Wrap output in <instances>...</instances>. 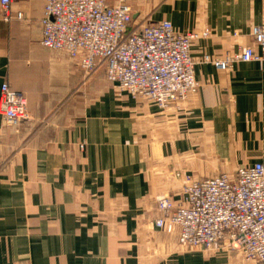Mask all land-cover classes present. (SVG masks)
<instances>
[{
  "label": "crops",
  "instance_id": "obj_1",
  "mask_svg": "<svg viewBox=\"0 0 264 264\" xmlns=\"http://www.w3.org/2000/svg\"><path fill=\"white\" fill-rule=\"evenodd\" d=\"M10 2L22 19L0 16V88L24 96L29 120L0 116V264H256L185 250L154 221L157 197L177 199L173 172L205 180L264 162V66L201 63L251 46L264 0H126L151 24L210 32L190 48L198 93L164 111L103 73L82 84L75 60L41 46L45 0Z\"/></svg>",
  "mask_w": 264,
  "mask_h": 264
},
{
  "label": "built area",
  "instance_id": "obj_2",
  "mask_svg": "<svg viewBox=\"0 0 264 264\" xmlns=\"http://www.w3.org/2000/svg\"><path fill=\"white\" fill-rule=\"evenodd\" d=\"M0 16L5 23L22 19L20 12L12 11L10 0H0ZM41 24V46L75 60L82 84L103 73L118 92L162 111L177 108L199 91L190 48L196 39L208 38L209 30L183 34L168 21L151 24L126 0H45ZM250 37L251 46L220 58L203 56L201 63L225 72L238 63L264 66V25L252 27ZM0 116L12 128L29 120L24 96L5 82L0 88ZM171 178L179 184L177 199L156 198L155 228L177 232L178 245L185 250L225 249L264 264V162L211 179L194 180L179 171Z\"/></svg>",
  "mask_w": 264,
  "mask_h": 264
},
{
  "label": "rangeland",
  "instance_id": "obj_3",
  "mask_svg": "<svg viewBox=\"0 0 264 264\" xmlns=\"http://www.w3.org/2000/svg\"><path fill=\"white\" fill-rule=\"evenodd\" d=\"M111 1H114V0H111ZM129 3V2H128ZM130 6H131V4H130ZM132 10L134 11L135 10V8H132ZM137 13L139 12V11H136Z\"/></svg>",
  "mask_w": 264,
  "mask_h": 264
},
{
  "label": "water",
  "instance_id": "obj_4",
  "mask_svg": "<svg viewBox=\"0 0 264 264\" xmlns=\"http://www.w3.org/2000/svg\"><path fill=\"white\" fill-rule=\"evenodd\" d=\"M136 16L133 17V19H135Z\"/></svg>",
  "mask_w": 264,
  "mask_h": 264
}]
</instances>
